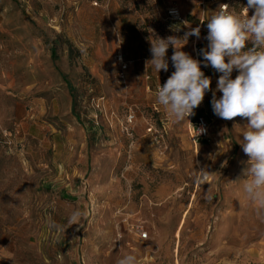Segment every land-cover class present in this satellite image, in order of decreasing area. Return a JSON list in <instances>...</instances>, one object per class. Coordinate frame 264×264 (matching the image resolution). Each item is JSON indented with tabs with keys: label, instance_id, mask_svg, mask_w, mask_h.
Wrapping results in <instances>:
<instances>
[{
	"label": "rangeland",
	"instance_id": "rangeland-1",
	"mask_svg": "<svg viewBox=\"0 0 264 264\" xmlns=\"http://www.w3.org/2000/svg\"><path fill=\"white\" fill-rule=\"evenodd\" d=\"M223 4L247 0H0V264H264V216L243 191L247 121L211 114L212 140L195 146L155 99L172 47L167 72L146 66L150 37L189 26L200 39L182 50L203 60Z\"/></svg>",
	"mask_w": 264,
	"mask_h": 264
},
{
	"label": "clouds",
	"instance_id": "clouds-1",
	"mask_svg": "<svg viewBox=\"0 0 264 264\" xmlns=\"http://www.w3.org/2000/svg\"><path fill=\"white\" fill-rule=\"evenodd\" d=\"M229 8L227 4L220 5L207 20L208 44L199 50L203 60L182 50L189 37L200 39V27L189 26L182 37H150L152 58L146 61V66L151 64L157 73L167 72V52L172 47L171 62L175 70L163 86L159 84L155 99L177 124L195 115L194 110L202 104L206 93L212 91L211 77L205 75L202 65L220 73L216 91L212 93V110L224 120L240 117L247 121L240 142L249 157L243 191L246 199L257 206V215L264 216V0H247L242 13ZM234 71L238 72L235 78ZM216 92L222 95L217 98ZM199 129V135L205 131ZM196 173V182L205 183L210 172L202 169ZM207 198L212 199L210 195ZM82 215L74 211L69 224H80ZM116 264H139V260L134 254H126Z\"/></svg>",
	"mask_w": 264,
	"mask_h": 264
},
{
	"label": "built area",
	"instance_id": "built-area-1",
	"mask_svg": "<svg viewBox=\"0 0 264 264\" xmlns=\"http://www.w3.org/2000/svg\"><path fill=\"white\" fill-rule=\"evenodd\" d=\"M204 3L201 2L199 4L200 7H203ZM250 11L249 10V15H250ZM168 17L170 20L175 21V22H180L182 21L181 18V14L178 8L176 7H172L168 10ZM118 62L120 64L121 70L122 72H124L125 70L128 69V63L124 61V58L122 55H119L118 57ZM238 75V72L234 71L233 72V78H235V76ZM195 115L188 117V125H189V134H190V138H192L191 140L193 141V143L195 144V146H197L199 143H210V141L212 140V131H211V123L210 120L208 119L206 114H199L197 113V110L195 109ZM135 116L134 115H130L129 119H128V123L132 124L135 120ZM187 120V119H186ZM204 128L205 131L202 132L199 135L200 129L199 128ZM149 133L153 132V128H150L148 130ZM140 238L142 240H146L148 239V234L147 233H143Z\"/></svg>",
	"mask_w": 264,
	"mask_h": 264
},
{
	"label": "crops",
	"instance_id": "crops-1",
	"mask_svg": "<svg viewBox=\"0 0 264 264\" xmlns=\"http://www.w3.org/2000/svg\"><path fill=\"white\" fill-rule=\"evenodd\" d=\"M191 1H194V0H191ZM199 2H197V5L199 4ZM197 9L198 8L195 6V10H197ZM202 23H204V19L202 20ZM201 44H204V42L201 43ZM201 48H204V47H201ZM203 72L205 73L206 76L211 77V80H212V84L213 85H214L215 81L218 80L219 75H220V73H218L217 71H215L211 66L204 67L203 68ZM215 86L216 85L211 86L212 91H209V92L206 93L205 98H204L202 104L196 109L197 110V113H199V114H206L207 117H208V119L210 120V123L212 122V120L209 118V115H211V114L215 115L213 113L212 106H211L212 93L215 92V88H214ZM219 93L220 92H216L217 98H219L222 95V93L221 94H219ZM219 119L222 120L221 118H219ZM184 121H185V123H184ZM184 121H183V123H184L185 126L179 128L178 131H176V133H178V134H180V133L181 134H186V132L189 131V125H188V122H187L188 120L185 119ZM203 143L206 144V145H209V144H207L205 142H203Z\"/></svg>",
	"mask_w": 264,
	"mask_h": 264
}]
</instances>
